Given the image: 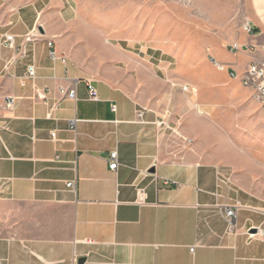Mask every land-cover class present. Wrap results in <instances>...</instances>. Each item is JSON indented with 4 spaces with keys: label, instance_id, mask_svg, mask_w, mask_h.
<instances>
[{
    "label": "crops",
    "instance_id": "obj_1",
    "mask_svg": "<svg viewBox=\"0 0 264 264\" xmlns=\"http://www.w3.org/2000/svg\"><path fill=\"white\" fill-rule=\"evenodd\" d=\"M248 3L254 34L218 58L232 82L252 61L247 48L264 46V0ZM71 10V0H0V264H264V204L231 172L174 146L161 123L179 97L162 92L151 62L103 58L98 76L67 52Z\"/></svg>",
    "mask_w": 264,
    "mask_h": 264
},
{
    "label": "rangeland",
    "instance_id": "obj_2",
    "mask_svg": "<svg viewBox=\"0 0 264 264\" xmlns=\"http://www.w3.org/2000/svg\"><path fill=\"white\" fill-rule=\"evenodd\" d=\"M71 1L75 34L67 37V52L90 62L98 76L103 58L122 67L134 59L151 62L162 92L179 97L168 104L165 121L174 146L231 172L264 204V110L252 88L221 77L218 65L245 33L249 0ZM191 113L198 122L189 120ZM230 148L234 153L227 155Z\"/></svg>",
    "mask_w": 264,
    "mask_h": 264
},
{
    "label": "built area",
    "instance_id": "obj_3",
    "mask_svg": "<svg viewBox=\"0 0 264 264\" xmlns=\"http://www.w3.org/2000/svg\"><path fill=\"white\" fill-rule=\"evenodd\" d=\"M243 29L248 34H254V29L251 26L250 21L246 22L243 26ZM33 38V37H32ZM31 37H28V40H30ZM6 42L10 47H13L14 45V36L13 35H7L6 36ZM50 48H53L54 44L52 42L49 43ZM241 50H243V47L239 45L238 43H234L231 45L230 52L231 53H238ZM247 51L252 55V61L249 64L247 70L241 77V82L245 87H250L255 92V97L260 104L261 108L264 110V46L258 48L257 46H251L247 48ZM52 57L55 59L56 53L55 51L51 52ZM36 77V68L34 65H29L27 69V80H32ZM233 78H238L237 73L232 74ZM88 91L91 100L98 101L99 100V93L98 90L93 86L92 84H88ZM66 95L71 99H76V90L70 89L66 91ZM16 99L14 97H8L6 101V105L8 109H13L15 107ZM115 109V107H113ZM138 116L140 119L143 117V113H138ZM162 125H166L165 122L161 123ZM71 129L75 130L76 128V121H72ZM52 139L56 140V134H52ZM118 166V154L116 152H113L110 155V169L112 171H115ZM166 185H171V182H166ZM174 184V183H173ZM176 184V183H175ZM69 188H74V183L68 184ZM236 216V212L232 208H227L225 212V218L232 223L234 217ZM192 252H194V249H192Z\"/></svg>",
    "mask_w": 264,
    "mask_h": 264
},
{
    "label": "water",
    "instance_id": "obj_4",
    "mask_svg": "<svg viewBox=\"0 0 264 264\" xmlns=\"http://www.w3.org/2000/svg\"><path fill=\"white\" fill-rule=\"evenodd\" d=\"M251 232H254V230H252Z\"/></svg>",
    "mask_w": 264,
    "mask_h": 264
}]
</instances>
